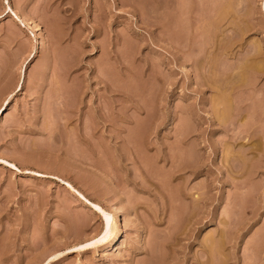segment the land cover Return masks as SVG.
<instances>
[{"label": "rangeland", "instance_id": "374dc122", "mask_svg": "<svg viewBox=\"0 0 264 264\" xmlns=\"http://www.w3.org/2000/svg\"><path fill=\"white\" fill-rule=\"evenodd\" d=\"M224 1L0 0V264H264V0Z\"/></svg>", "mask_w": 264, "mask_h": 264}, {"label": "bare ground", "instance_id": "6f19581e", "mask_svg": "<svg viewBox=\"0 0 264 264\" xmlns=\"http://www.w3.org/2000/svg\"><path fill=\"white\" fill-rule=\"evenodd\" d=\"M229 4H228V0H226V1H224L223 3H222V9L223 10H228L229 9V6H228ZM173 7V6H172ZM174 11H175V9H173ZM184 10H186V9H184ZM176 12L178 13V10L176 9ZM227 12V11H226ZM228 14H230V13H228ZM224 17V16H223ZM175 18V17H174ZM27 21H28V24H29V26H30V28H32L39 36H41V38H42V42H43V45L46 43L45 42V40H46V37H45V34L43 33V30H42V28H41V26H40V24L35 20V19H33L32 17H30V18H27ZM176 22H177V20H175V19H173V21H172V23L174 24V25H176ZM230 36V35H229ZM225 38V37H224ZM221 41V40H220ZM219 41V42H220ZM8 97H9V94L4 98V100L2 101V103H1V105H0V115H2L3 114V112L5 111V109L8 107ZM221 116V115H220ZM11 164H12V166L13 167H15L16 166V164L15 163H13V162H11ZM118 209H117V207L116 206H114V205H111L110 206V213L112 214H114L115 215V217H116V222H120V221H122L121 219H120V216H119V212L117 211ZM110 214V215H111ZM111 217V216H110ZM111 219H112V217H111ZM113 221V220H112ZM111 221V222H112ZM111 224L112 223H109V222H107V221H105V228H104V232H103V234L101 235V236H99L97 239H95V241L94 242H96V243H102V242H104L105 240H107V238H110V239H117L121 234H122V228H121V224H117V227H116V229L114 228V230L112 229V227H111ZM106 230H107V234H106ZM103 237V239H101ZM109 240V239H108ZM109 242V241H108ZM112 242V241H111ZM118 242V241H117ZM115 244V243H114ZM111 248H114L113 246L111 247Z\"/></svg>", "mask_w": 264, "mask_h": 264}, {"label": "snow or ice", "instance_id": "6c2138e0", "mask_svg": "<svg viewBox=\"0 0 264 264\" xmlns=\"http://www.w3.org/2000/svg\"><path fill=\"white\" fill-rule=\"evenodd\" d=\"M9 12H11V8H9ZM94 207H96V206L94 205ZM97 211L102 213L105 221H107L109 223L111 222V217L106 212H104L103 209L97 207ZM106 234H107V230H106ZM101 239H103V237ZM87 246L88 245H86L85 247H87ZM53 259H56V257H53Z\"/></svg>", "mask_w": 264, "mask_h": 264}]
</instances>
